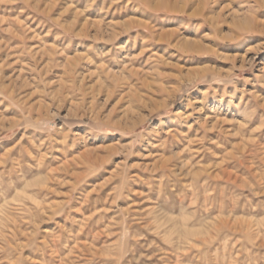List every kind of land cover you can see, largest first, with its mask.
Segmentation results:
<instances>
[{"label": "rangeland", "instance_id": "374dc122", "mask_svg": "<svg viewBox=\"0 0 264 264\" xmlns=\"http://www.w3.org/2000/svg\"><path fill=\"white\" fill-rule=\"evenodd\" d=\"M222 4L264 12V0ZM207 5L0 0V74L16 73L15 86H0V264H264V51L240 69L264 35L222 46L240 33L229 22L210 31ZM98 32L108 36L92 39ZM187 40L224 58L189 56ZM206 68V79L182 85ZM158 84L165 92L145 108L170 103L182 86L175 105L134 131L118 127L127 119L112 111L117 102ZM204 87L207 134L181 153L189 167H130L136 160L119 150L146 146L150 125ZM219 95L228 103L213 108Z\"/></svg>", "mask_w": 264, "mask_h": 264}, {"label": "bare ground", "instance_id": "6f19581e", "mask_svg": "<svg viewBox=\"0 0 264 264\" xmlns=\"http://www.w3.org/2000/svg\"><path fill=\"white\" fill-rule=\"evenodd\" d=\"M222 3H223V0H207V4L211 6L210 8L211 15L210 14L209 15L207 14V16L203 15V17L207 20V26H209V29L212 32H216V33L219 32V30L226 23L229 22L240 33L239 35H236V36H222L221 37L222 46L229 47L228 44H231L232 47L230 49H233L241 45L242 39H245L249 36L264 35V22L260 21V19L264 16V12L255 11V12H246L243 14L241 13L239 14L237 12L230 11V13L228 12L225 13L224 11L227 10L226 9L227 7L225 5L221 7V5H223ZM218 6H220L219 9L217 8ZM131 30H133V26H130L127 29L125 28L124 33H127ZM101 33L102 32H98L94 36H91V35L90 36L92 37V39L94 38L95 40H99L101 37H102V40H104V37H107L108 35L103 36ZM109 35H112V34H109ZM177 36H179L177 32H171L170 34V38H176ZM114 38L116 37L114 36V32H113V36L110 38V40H113ZM161 41L163 42V40ZM121 43L125 44L124 42H121ZM179 44L181 46L180 48L185 53H187L189 56H192L193 54L195 55L196 54H199V55L200 54H213V55H216L218 59L224 58V55L219 50H216L212 47H206L207 45L203 46L202 43L200 44L198 42L196 43V42L187 40L184 42H179ZM262 51H264V44L260 48L252 52L251 58L248 57L249 59H246V58L243 59L242 64L240 65V69L242 70V69H245L251 66L255 61H257L256 59L258 58V56L260 55ZM84 58L85 57H83V59ZM123 60H126L124 56H123ZM2 63H3L4 68L11 67V63L8 60H4V62ZM109 63L112 64V62H109ZM14 64L12 63V65ZM213 70L214 69L206 68L203 70H199L197 73L189 72L186 75V77L182 79V85L183 84L192 85L193 83H196L200 79H206L208 75L213 72ZM9 73L5 72V73L0 74V86L4 87L6 90H10L9 88H11V86H15V82H16L15 81L16 73H12V74H9ZM18 76L20 77V75ZM218 77L220 76L218 75ZM165 78L172 79V77H165ZM6 82H8L10 85L7 86V84H5ZM160 86L161 84H158L156 88L153 86H148V87H145V89H142L143 90L142 92H133L130 94L131 96L129 97L128 100H124L121 98L117 102V104L112 108V111L114 112L115 115L116 114H119V116L123 115L122 117L126 118L127 121L124 124L121 122H118L116 123V125L120 127L123 131H134L135 129L139 128L141 125L145 124L149 119H151L153 115L161 111L167 110L171 106H174L176 102V98L182 89V86L179 89H176V93L172 96V100L170 103L165 104V105L155 106L152 108H145L146 100L150 96H154V95H157L158 93L165 92V89H163V87H160ZM7 92L8 94H10L9 93L10 91H7ZM12 92H15V91L13 90ZM199 92L200 93L196 94V98L199 95L201 97H198L192 103H188V105L186 106V109L183 108V105L181 103L178 106L177 110L173 113V115H171L168 118L155 121L150 125V128L148 132L146 133V136H151L152 138L146 146L144 147L140 146L138 148H135L133 145H128L126 147H123L121 150H119L120 153L124 154L126 158L127 156H132L136 160V163L131 164L130 167H137L140 170L143 169L147 171L149 170L157 171V170H169L175 167H180L181 169L189 165L187 162L184 161V159L183 161H181L180 159L181 153H183L188 148H190L191 145H194L195 143H197V141L200 143L199 141L200 134L201 135L207 134V117H208L207 101H209V97L207 96V87L201 88ZM224 97L225 95H221L220 97H214L213 101H211V103H213V108L225 102L226 99ZM189 98L190 96L187 95L186 100L188 102L193 100L194 97L191 99ZM140 107L141 108L143 107V109H145V115L139 118L138 120H136L134 117L137 114V109H139ZM214 127L216 128V126ZM114 153L115 152H112V154ZM165 154H169L170 156L169 157L167 156L166 158L160 156V155H165ZM187 232L191 234L190 230Z\"/></svg>", "mask_w": 264, "mask_h": 264}]
</instances>
